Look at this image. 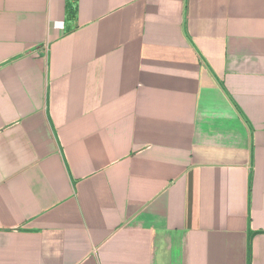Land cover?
I'll use <instances>...</instances> for the list:
<instances>
[{
    "label": "crops",
    "instance_id": "1",
    "mask_svg": "<svg viewBox=\"0 0 264 264\" xmlns=\"http://www.w3.org/2000/svg\"><path fill=\"white\" fill-rule=\"evenodd\" d=\"M0 264H264V0H0Z\"/></svg>",
    "mask_w": 264,
    "mask_h": 264
},
{
    "label": "built area",
    "instance_id": "2",
    "mask_svg": "<svg viewBox=\"0 0 264 264\" xmlns=\"http://www.w3.org/2000/svg\"><path fill=\"white\" fill-rule=\"evenodd\" d=\"M67 4L70 8L75 10L76 0H67Z\"/></svg>",
    "mask_w": 264,
    "mask_h": 264
},
{
    "label": "trees",
    "instance_id": "3",
    "mask_svg": "<svg viewBox=\"0 0 264 264\" xmlns=\"http://www.w3.org/2000/svg\"><path fill=\"white\" fill-rule=\"evenodd\" d=\"M68 8H69V13L70 14H72V15H74V13H75V10H73L72 8H70L69 6H68Z\"/></svg>",
    "mask_w": 264,
    "mask_h": 264
}]
</instances>
